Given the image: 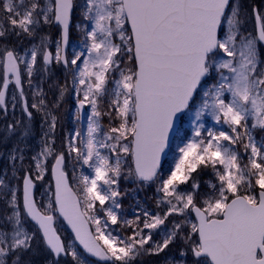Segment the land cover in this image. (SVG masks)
Wrapping results in <instances>:
<instances>
[{"label": "snow or ice", "instance_id": "obj_1", "mask_svg": "<svg viewBox=\"0 0 264 264\" xmlns=\"http://www.w3.org/2000/svg\"><path fill=\"white\" fill-rule=\"evenodd\" d=\"M76 7L84 24L76 25L82 32L79 50L74 48L69 59ZM252 16L254 30H248L239 0H83L80 5L76 0H0V111L7 116V91L14 85L12 108L19 104L31 121L26 75L30 107L47 124L40 150L31 157L34 167L24 165L30 124L16 119L4 130L5 140L18 130L19 135L8 155L11 176L7 169L0 174L5 204L0 264H23L37 231L54 264L61 257L88 264L77 242L101 264H134L173 244L179 245V255L163 264H264V135H255L264 132V11L253 6ZM53 24L60 28L54 53L49 37L39 32ZM9 37L33 43L20 52ZM38 60L44 74L53 61L71 65L75 118L81 120L85 106L90 109L86 129L67 136L66 151H57L52 109L68 84L50 85L58 90L50 109L40 86L43 76L34 83ZM186 112L194 115L192 135L176 145L169 160L177 122ZM105 116L107 128L101 122ZM205 116L216 126L206 128ZM73 154L70 176L67 160ZM124 158H130L128 177L156 185L155 213L141 206L134 219L123 218L118 182ZM49 160L55 191L42 193L38 202L33 176L42 180ZM21 170L22 195L21 184L11 183ZM207 170L215 179L204 181L202 191ZM56 213L74 239L62 240L54 227ZM118 224L129 234L113 228Z\"/></svg>", "mask_w": 264, "mask_h": 264}, {"label": "rangeland", "instance_id": "obj_2", "mask_svg": "<svg viewBox=\"0 0 264 264\" xmlns=\"http://www.w3.org/2000/svg\"><path fill=\"white\" fill-rule=\"evenodd\" d=\"M247 1L250 2L251 0H243L244 7L241 9L245 13L246 18L248 19V23L246 24V28L248 30H253L254 24H253V16H252V6L250 4H248ZM241 2H242V0H239L240 6H242ZM82 3H83V0H76L77 5H80ZM258 8L261 11H264V8H260L259 6H258ZM78 23L81 24V26H83L84 21L82 19V16L80 15V8L76 7L74 12H73V16H72V20H71V24H70V29H69V43H68L69 46H68V51H67V55H68L69 59H71V57H72V52H73L74 48L79 50L82 32H81V30L77 29V27H76V25ZM39 32L41 35H47L49 37V39H50L49 47H50V50L54 53L55 52V44H56L57 39L59 38L58 27L55 26L54 24L53 25H42ZM38 39H39V37H37V42H38ZM15 40H16V38L9 37L8 42L11 46H13V45L17 46L18 51L23 52V49L21 47H18V45H17L18 42L16 43ZM26 40H28V44H30V45L33 43L32 40H29V39H26ZM42 67H43L42 63L40 62V60H38L37 68H40L42 71ZM59 67H60L59 64H57L55 61H53V63L48 68L47 74H44V73L42 74L45 77L44 80H47L48 78L50 80L51 77L54 78L55 81H57L58 79H61V77L59 76L60 75ZM0 72H2V69H0ZM65 73L67 75L66 80L71 81V77L73 75L71 65H69L68 70ZM37 74H39V73H37ZM25 76L26 75L23 76V80L25 81L24 90H25L26 96L29 98L30 102L32 103L33 102L32 101V89H29L28 86L26 85L27 80H26ZM35 76H34V79H35ZM208 82L210 83L211 79H209ZM0 83H2V79H0ZM14 91H15L14 87L10 86V88L7 92V96H6V102H7V107H8L7 116L5 117L4 114L2 112H0V158L3 160V162H2V160L0 159V174H3L4 170L7 169L9 176H11L12 169H11V165H10L9 160H8V155H9L10 149L13 147V144L16 142L17 136L19 135V130L17 131V133L15 135L8 138L7 140L4 139V137H5V131L4 130L6 129V125L8 123H10V122L14 123L16 119H20V117L17 113L18 104L16 105L15 110H13L12 105H11V98H12V94ZM44 92H45V99H46V91H44ZM48 95L52 98V103H54L55 101H53V100H56V96L58 95V90L52 89L48 93ZM63 98H64V102L72 104V107L68 108L66 106V108L61 110V114H62V118H61L62 125H61V127H63V125L66 123H71L74 125L76 122L78 124V128L86 129V117H87V114L90 111V109H88L87 106H85V108H86L85 118H84L83 122L79 124L78 120L75 118V116H76L75 105L77 104V102H76V94H75L74 89H72V87L70 88V92H69V96H68L67 100L65 99V95ZM29 109L33 113L38 112L35 109H31V107H29ZM20 113L22 114V112H20ZM35 113H34V115H35ZM35 118H36L35 120L30 121V122L27 121V118L20 119L23 122L30 124V135L26 139L27 148H26V151L24 153L25 157H26L25 163H24L25 167H28L30 165L34 167L33 162L30 159V157H31L32 153L35 154V152H36L35 150H37L38 148L41 147V139H42L43 133L45 131H47V124L45 123L44 118L43 119L40 118L39 113H37V116L35 115ZM193 118H194V115L192 113H186L185 114V116L183 118V122L180 124L179 131H178L177 136L174 140L172 150L169 153V158H168L169 160L172 159L173 152L175 151L176 145L181 143L182 141L187 140V138H189L192 135L193 125H192L191 121ZM101 122L105 125V128H107V126L109 124L108 117H106V116L103 117ZM201 122L205 124L206 128L216 126L214 124V122L211 120V117H209V116H205ZM75 131L76 130L72 129L71 133L74 134ZM58 143H59V141H56V144H58ZM241 151H242V149H241ZM124 159L126 160L125 166L123 168L125 170V169H127L128 158H124ZM246 161H247V157H244L243 162L246 163ZM51 162H52L51 160L48 162V165H47L48 171H49ZM23 174H24V171L21 170L19 172V177H20L19 183L20 184H21ZM44 178H45V174H44L43 179ZM43 179H42V188H43V191L45 193V187L43 184ZM39 181L41 182V180H39ZM34 182L37 185V181L34 180ZM11 183L16 184V183H18V181L14 179L11 181ZM50 190L52 192L51 185H50ZM0 207L5 208V204H4L3 200H0ZM172 219H176V217H172L168 221L167 224L169 226L171 225ZM172 248H173L174 253L171 252L170 249L168 248L164 253L160 254L159 256L146 255L145 256L146 264H163V261L165 260L166 257L178 256L179 255V245L173 244ZM31 252H32V257L35 259V261H38V263H39L40 258H43V257L41 255V253L39 252V250L37 249L35 239L32 242ZM22 262H23V260H22ZM44 263L47 264L45 261H44ZM23 264H26V263L23 262ZM59 264H73V261L71 260V257H66L64 259H61L59 261Z\"/></svg>", "mask_w": 264, "mask_h": 264}, {"label": "trees", "instance_id": "obj_3", "mask_svg": "<svg viewBox=\"0 0 264 264\" xmlns=\"http://www.w3.org/2000/svg\"><path fill=\"white\" fill-rule=\"evenodd\" d=\"M248 4H250L252 7L253 6H256V7L259 6L260 8H264V0H251L250 2H248ZM241 5H242L241 8H243L244 7L243 0L241 2ZM15 42L16 43L18 42L17 43L18 47H21L23 50H24V48L30 46V44H28V40H26V39H23L21 41H18L16 39ZM13 46H15V45H13ZM260 52H261V58L264 59V50L261 47H260ZM65 72L66 71H64L62 68H59V73H60L59 76L61 77V79H58L57 81H55L54 78L51 77L50 80H49V78L47 80H44L45 77L42 75L43 71H41V69L38 68V72L37 73H39V74H36L34 82H35V84H40L41 76H43V83L40 84V86L43 88L44 91H46V101H47L48 107L50 109H51L53 103H52V98L48 95V93L52 89H56V87H50V85H54L57 82L59 84H65L67 82L68 91L65 93V99L67 100V98L69 96V92H70V88H71V81H67L66 80L67 79V75H66ZM25 78L27 80L26 76H25ZM27 99H28V103H29V107H30L31 102H30L28 97H27ZM53 101H55V100H53ZM66 106L68 108H70V107H72V104L64 102V98H63L62 101L59 103V106L56 107L55 109H52L53 113L57 117V125H56V133H55L56 141H59V143L56 144L57 151H62V150L66 151V147H64V142H65L67 136L69 134H72L71 133L72 129L77 130V128H78V124L76 122H75L74 125L71 124V123H66V124L63 125V127H61V125H62L61 110L66 108ZM0 112H2V111H0ZM20 112H22V111H21L20 105L18 104L17 113H18L20 119L27 118L26 116L24 117V115H22L23 113L21 114ZM34 113L32 115L31 121L36 119L35 115L37 116V113L40 114V118H42V119L44 118V115H42L41 112H37V113H35V115H34ZM255 135H256L257 138H260L262 135H264V132H261L260 130H257L255 132ZM39 150H40V148L35 150L36 151L35 153H37ZM33 155H34V153H32L31 157ZM74 156H75V154L72 155V158L67 160V168H66V170L68 171L70 176H71V174H72V172L74 170V164H75ZM31 157H30V159H31ZM2 162H3V160H2ZM24 163H25V160H24ZM125 163H126V160H125ZM129 165H130V158H128V160H127V169H125V170L123 169V173L124 174L120 177L119 182H118L119 191L122 193L121 197L119 198V202H120V204L122 206L123 218L124 219H134L137 209L140 208L141 206H143V207L151 210L153 213H155L156 211H158V209L156 208V203H155V200H156V185L155 184H151V183L145 184V183L137 182L136 179L134 178V176L128 177L127 173H128V166ZM76 170L79 171V167L78 166H77ZM85 171H86V169H85ZM33 179L35 180L34 177H33ZM209 179H212L214 181L215 178L212 176L211 171L207 170L201 176V181H202L201 190L202 191L206 188V184L204 183V181H207ZM19 180H17L18 183H19ZM43 184H44V187H45V192L49 191L50 190V182H49L48 170L45 172V178L43 179ZM42 193H44V191H43V188H42V180H41V182L37 181V185H36V189H35V198L37 199L38 202L42 198ZM43 199L47 200L48 197L44 196ZM165 210L166 209H159V211H161V214ZM2 213H3L2 207H0V214H2ZM166 223H168V221ZM26 226H27V228L30 231L34 230V227L31 224L27 223ZM113 228H115L116 230L120 231L121 235L129 234L128 232H126L123 229H121L119 224L113 226ZM57 229L62 233V235H63L65 240H69L70 239L68 234L65 232V230L62 227V225L59 222L57 224ZM154 239H156V240L160 239L159 232H156L154 234ZM35 241H36L37 249L39 250V252L41 253L43 258H40L39 263H38V261H35V259L32 257V252H31V249H30L29 251L25 252L23 254V256L21 257L23 262L26 263V264H45L44 263V261H45L47 264H54L53 258L50 256L49 252L43 247L38 232H36ZM169 249H170L171 252L174 253L172 245L169 247ZM85 259L88 261V264H96V263H93L92 261L88 260L87 258H85ZM134 264H146L145 256H142V257L138 258L136 261H134Z\"/></svg>", "mask_w": 264, "mask_h": 264}, {"label": "water", "instance_id": "obj_4", "mask_svg": "<svg viewBox=\"0 0 264 264\" xmlns=\"http://www.w3.org/2000/svg\"><path fill=\"white\" fill-rule=\"evenodd\" d=\"M253 19H254V17H253ZM59 35H60V28H59ZM263 47H264V45H262ZM84 113H85V110H82V118H81V122H82V120H83V118H84ZM178 123L179 122H177V125H176V127L178 126ZM50 179H51V182H52V189H53V194H54V191H55V182H54V180H53V178H52V175H51V168H50ZM35 188V187H34ZM21 195H22V182H21ZM57 215H58V218L59 219H61L62 221H63V223H64V226L67 228V230L69 231V233H70V235L72 236V238L74 239V233H72V230H71V228H70V226L67 224V222L66 221H64V219H63V217H61V216H59V214L58 213H56ZM31 222V221H30ZM33 225H34V223L33 222H31ZM41 235V234H40ZM41 238H42V235H41ZM42 240H43V238H42ZM43 244H44V241H43ZM44 246H45V244H44ZM77 246H78V248L80 249V250H82L83 251V249H82V247H80L79 245H78V242H77ZM46 247V246H45ZM87 255V254H86ZM88 256V255H87ZM90 259H93V260H95V261H97L95 258H93V257H90V256H88ZM99 262V261H98Z\"/></svg>", "mask_w": 264, "mask_h": 264}, {"label": "bare ground", "instance_id": "obj_5", "mask_svg": "<svg viewBox=\"0 0 264 264\" xmlns=\"http://www.w3.org/2000/svg\"><path fill=\"white\" fill-rule=\"evenodd\" d=\"M4 210V208H2V211Z\"/></svg>", "mask_w": 264, "mask_h": 264}]
</instances>
